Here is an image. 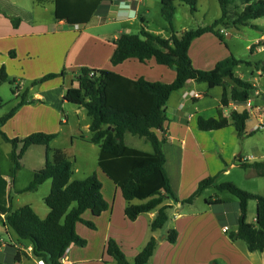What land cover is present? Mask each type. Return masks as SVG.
<instances>
[{
	"label": "crops",
	"instance_id": "obj_1",
	"mask_svg": "<svg viewBox=\"0 0 264 264\" xmlns=\"http://www.w3.org/2000/svg\"><path fill=\"white\" fill-rule=\"evenodd\" d=\"M125 2L102 1L91 20L87 24H79L81 27L75 29L70 27L71 24L65 20H57L55 0H31L30 3L28 0H0V70L4 66L9 77L16 79L17 84L20 85L18 94H14L18 97V102L29 87L25 97L26 103L20 106L15 115L1 128L10 138H23L34 132L58 133L60 136L63 132V123H70L69 119L60 122L61 109L64 104H68L64 95L71 86H78L74 77L82 67L110 69L133 79L145 77L150 81L164 83H171L175 80L177 75L175 68L158 64L154 58L146 62H141L137 58H129L118 65L112 64L111 57L115 51L114 40L123 33H130V27L120 25L118 30L108 32L109 37L107 38L87 31L88 27H106L114 22L133 25V22L140 18L141 28L144 26L148 31L166 38L171 36L167 21L155 28H150L148 22L152 14L151 7L160 4L162 8V0H125ZM178 3L183 2L177 0L176 4ZM197 5L200 6V0ZM123 6L131 7L135 12L127 14ZM220 10L221 14L218 18L222 15L221 5ZM11 18L21 19L19 25L15 26ZM214 21L208 24L203 23L200 26L210 25ZM261 26H259L261 36H257L254 40L248 37L242 38L246 42V50L252 55H260L255 62L252 61L253 65H249L252 68L249 70L251 74L246 76L242 69L243 64L238 66L235 74L251 81L256 86L251 98L257 105L264 106V40L260 46L261 50L251 49L258 40L264 38V24ZM220 29L227 41L236 37L228 27L222 26ZM186 30L189 29L183 28L178 31V35ZM240 37L237 35V38ZM222 42L213 32H206L195 38L189 48L193 66L199 70H211L218 62L234 55L233 46L230 48ZM64 49L67 63H69L64 77L66 91L58 90L60 81H44L33 86L32 83L35 80L56 73L55 71L60 69ZM88 51L90 56L95 58L89 61L91 64L87 60L88 54L85 53ZM33 57L40 61L33 63ZM257 62L261 64L257 66ZM28 80L32 81L30 86L27 84ZM225 81L226 88L230 91L234 84L228 79ZM55 90L58 93L52 96ZM60 91H63V94H60ZM190 91L200 92L202 96L194 98L188 94ZM223 91L222 86L210 88L205 82L199 83L192 80L188 81L183 88L176 89L167 101L168 119L163 130H158L157 133L160 138H165L162 144L166 156L165 169L179 201L174 203L171 199L166 200V203L171 205L170 220L166 227L152 229V222L158 214L156 209L141 214L136 220H130L125 213L128 201L123 196L121 188L100 169L102 174L98 173V177L103 183V194L110 207L100 215H95L88 210L90 211L89 217L85 220L92 221L96 228L93 230L87 225V227L84 226L83 223L77 224V232L81 237H86L87 244L85 246L71 245L63 258L65 264H118L112 261L106 253L110 238H114L119 243L122 250L126 252L127 258L129 260L132 258L130 261L133 262L152 237L157 239L158 244L148 264H211L214 260H218L221 264H264V250L251 251L244 240H232L229 237V231L237 230L238 227L237 220L240 215L238 202L234 201L231 205L232 203L214 195L208 197L211 202L205 199L202 209L190 212L183 210L186 204L194 206L197 199L204 194L206 189L195 198L193 203H182L184 199L195 193L203 179L215 176L217 183L233 181L232 183L238 184L232 178L233 172L237 169L252 170L240 167V163L264 161V129L259 128L256 111L250 112L244 135H239L233 124L210 131L201 130L198 127L199 116L218 117L219 109L222 108L223 115L229 117L232 110L244 109L243 105L234 101H231L228 107L223 108ZM91 121L84 125L87 131H90ZM76 131L72 129L65 132L72 137L73 143L77 137L79 138V135L75 134ZM250 132L253 133L250 134ZM81 135L85 139H80L90 142V137L88 138L85 133ZM58 137L53 142L57 141ZM90 144L94 151L96 147L93 146L98 147L99 156L100 146L92 142ZM139 149L153 152L151 143L150 147ZM255 175L264 177L256 173ZM15 180V177L13 179L11 176H6L4 185L0 186L4 195L1 200L2 204L11 206L13 210L21 207L14 206L15 200H18L16 193L21 190L13 192L12 186L15 185ZM218 199L225 203L216 202ZM251 201L253 200L249 201L248 212L251 210ZM133 202L141 203L137 199ZM27 204H30L41 218L47 217L50 212L49 207L44 209L42 206H35L33 202ZM229 205L233 207L232 210L228 207ZM256 215L257 213H254L253 221H247L255 224ZM101 225L106 228L107 235L98 237L97 244L93 245L97 246L98 254L96 255L95 252L89 254L88 251L93 246L87 235H92L91 233L95 230L98 231ZM224 226H228L229 230L224 232ZM1 227L9 236V241L0 236V255H2L0 264H40V259L33 255V244L29 240L21 239L4 222V218L0 219ZM169 229L178 231L175 243L167 238ZM18 251L26 255H22L17 261L15 256Z\"/></svg>",
	"mask_w": 264,
	"mask_h": 264
},
{
	"label": "trees",
	"instance_id": "obj_2",
	"mask_svg": "<svg viewBox=\"0 0 264 264\" xmlns=\"http://www.w3.org/2000/svg\"><path fill=\"white\" fill-rule=\"evenodd\" d=\"M102 1L104 0H55V15L57 20H65L73 25H84L91 20ZM176 1L162 0L161 11L171 29L170 37L150 32L143 26L138 34L123 33L115 39V51L111 57L113 65L123 63L129 58H137L141 62L154 58L158 64L175 68L177 75L173 82L150 81L145 77L133 79L110 69L82 67L74 77L78 86H71L64 95L66 101L87 109L92 119L90 124L92 136L89 141L100 146L98 156L100 169L121 188L123 196L128 201L126 216L130 220H136L143 213L158 210L151 225L153 230L165 228L170 220L171 205L167 204L166 200L171 199L174 203L179 201L165 169L166 156L162 148L165 138H160L157 133L158 130H163L168 119L166 104L171 94L192 80L205 82L210 88L222 86L224 108L228 107L231 101L244 104L256 89L251 81L235 74L239 65L251 66L252 61L231 55L218 62L211 70H199L193 66L189 55L192 41L206 32H213L224 41L225 38L220 32L222 26L244 25L259 29V25L253 21L264 18V0H219L222 9L220 18L210 25L189 29L178 35L174 28ZM179 1L188 4L191 12L198 9V0ZM231 8H235V11L231 12ZM11 20L15 26L21 21L19 18ZM254 46L251 47L252 50ZM260 64L256 63L257 66ZM92 72L94 74L90 75ZM65 76L64 69L60 74L52 73L35 80L32 85ZM226 79L234 84L230 91L226 88ZM5 82L14 85L13 93L18 94L20 85L16 79L9 77L2 66L0 86ZM28 90L29 87L21 95L19 102L0 117V134L13 145L15 174L21 167V159L32 145H45L51 149L50 144L58 137V133L34 132L23 138H10L1 129L15 115L18 108L26 103ZM3 104L4 101L0 98V107ZM229 114V117L223 115L221 108L218 117L199 116L198 127L210 131L233 124L239 135L246 134L249 111L244 108L240 111L232 110ZM128 132L148 140L152 144L153 152L129 146L125 139ZM240 167L252 169L257 175L264 176V161L242 162ZM72 177V162L61 149H54L52 161L47 160L43 168L36 170L31 183L20 191H36L43 183L51 180V191L44 198L50 208L48 216L41 218L30 204L13 210L11 206L0 203V219L4 218V222L21 239L29 240L33 244V255L48 264H65L63 258L71 245L87 244V240L77 233L79 222L96 228L92 221L83 218L86 211L90 210L95 215H100L110 207L103 194V183L97 173L83 179ZM212 186L238 198L240 209L238 227L237 230L229 231V237L232 240H244L251 251H263L264 195L246 191L232 182L217 183L214 176L203 179L195 193L182 203H193L197 196ZM135 199L141 203H134ZM250 200L257 202L255 224L247 221ZM207 201L211 202V199L207 198ZM216 202L225 203L221 199ZM167 238L175 243L178 231L169 229ZM157 244V239L152 237L132 262L119 243L110 238L106 253L118 264H148ZM22 255L26 254L18 251L15 259L20 260ZM211 264L221 263L214 260Z\"/></svg>",
	"mask_w": 264,
	"mask_h": 264
},
{
	"label": "rangeland",
	"instance_id": "obj_3",
	"mask_svg": "<svg viewBox=\"0 0 264 264\" xmlns=\"http://www.w3.org/2000/svg\"><path fill=\"white\" fill-rule=\"evenodd\" d=\"M30 3L31 0H28ZM23 3V2H21ZM24 4V3H23ZM124 12L134 13V9L128 6H123ZM189 6L185 5L184 3H178L177 4V11L175 13L174 17V28L175 31H181L183 28H195L197 26L202 25L203 23H210L214 21V18H218L221 14L220 10V2L219 0H200V6L198 7V10L195 12H191L190 9H188ZM152 14L151 18L149 19V25L150 28L159 27L160 24L166 23V20H164L160 4L157 6L151 7ZM235 11V8H231V12ZM48 16V15H47ZM46 16V17H47ZM254 23L258 24L260 27L264 24V18L256 19L253 21ZM133 25H130L129 23L125 24H119L117 22H114L113 24L109 26H100V27H88L87 31L89 33H94L97 35L105 36V38L109 37L108 32H114L115 30H118L120 25L121 27L127 26L131 28L130 33L131 34H138L140 32V18H137L135 22H133ZM168 23V22H167ZM168 28L171 31L169 24ZM230 30V32L233 35H236V37L233 39H229L228 41L224 39L222 43L227 44L228 47L232 48L233 46V52L234 55L242 60H250L255 62L260 55H252L250 51L246 50V42L242 40V38H252L253 40L257 36H261V31L259 29H256L252 26H244V25H229L227 26ZM237 35L241 36L240 38H237ZM222 41V40H221ZM65 49L62 50V60L60 63V69H57L54 74H60L64 69L67 70V66L69 63H67L65 54ZM88 54V62L93 59V56H90V52H85ZM95 59V58H94ZM33 63H37L40 61V59H35L33 57ZM89 64H91L89 62ZM89 66V65H87ZM253 67V66H252ZM242 69L245 71L246 76L248 77L249 70H252L251 67H249L246 64H243ZM46 76V75H45ZM49 81H60L61 83L58 86V90L62 89L66 91V88L64 87V77H55L51 80H46L45 82ZM32 81H27V84L30 86ZM14 85H12L10 82L4 83L2 86H0V98L4 99V104L0 107V117L9 112L18 102V97L14 95L13 93ZM58 93L57 90L53 91L52 96H56ZM68 104H64L63 108L61 109V121L62 120H70L69 124L63 123V132L60 133V136L58 137L57 141L52 142L50 144L51 149H49L45 145H32L27 152L24 154L23 158L21 159V167L16 171V174L14 172L15 163L12 158V150L13 145L12 143L6 141L2 135L0 134V186L4 185L6 181V176L14 177L16 180L14 181L15 185L12 186L13 192H17L18 190H22V188L27 187L31 181L34 178L35 171L38 169L43 168L47 163L48 160L53 159V151L54 149H61L67 156V158L72 162L73 166V178L75 179H83L87 176L93 174V173H101L100 167L98 165V147H96V151L92 148L91 142H87L84 136H82V133H85L88 138L92 136V133L90 131H87L85 129L84 125L91 121V117L87 113V109L79 104L68 102ZM65 124V125H64ZM72 129L77 130L75 134L79 135V138L77 137L75 139V143H73L72 137L68 136V134H65V132H69ZM264 129V128H263ZM126 135V141L129 145L138 147V148H147L150 147V143L142 137H139L137 135H133L131 133H127ZM84 137V138H82ZM82 138V139H80ZM87 138V139H88ZM90 140V139H89ZM21 144H19L20 150ZM98 171V172H96ZM18 173V174H17ZM102 174V173H101ZM233 180H236L239 187H241L244 190H247L249 192L255 193V194H261L264 195V177H258L255 175V172L253 170H241L237 169L233 172L232 176ZM231 181V180H229ZM233 182V181H232ZM52 186V181L48 180V182L44 185H41L38 190L36 191H25V192H18L16 193L17 201L15 200L14 206H23L24 204L33 202L35 206H42L45 208H48V205L45 203L44 198L50 193ZM20 190V191H21ZM217 195L221 197L222 199H225V201H228L229 203H232L233 205L234 201L238 202V198L236 196H233L229 192L220 191L218 189H215L214 187H209L205 190L204 194L199 197L194 204V206H190L188 204L185 205L184 211L190 212V211H197L199 209H202L205 204V199H207L210 196ZM4 195L3 192L0 189V202L3 200ZM229 205L228 207L232 210L233 207ZM257 202L255 200L251 201V210L247 213V220L253 221V215L254 213H257ZM90 211H86L83 215V218L89 217ZM83 223V222H79ZM84 226H86L85 223H83ZM236 226V225H234ZM87 227V226H86ZM93 230L95 228H92ZM78 233V232H77ZM92 235H87V237L90 239L91 246L97 244V239L100 236H106L107 231L106 228H104L102 225L100 226V229L98 231H94L91 233ZM111 234V233H110ZM0 236L3 237V239H6L9 241V236L5 232L4 228H0ZM86 238V237H85ZM96 243V244H95ZM101 243H99L100 245ZM89 254L92 252H95L97 255L99 250L97 249V246H93L91 250L88 251ZM91 256V255H89ZM2 257V255H0ZM132 260V258H130ZM112 261H114L112 259Z\"/></svg>",
	"mask_w": 264,
	"mask_h": 264
},
{
	"label": "built area",
	"instance_id": "obj_4",
	"mask_svg": "<svg viewBox=\"0 0 264 264\" xmlns=\"http://www.w3.org/2000/svg\"><path fill=\"white\" fill-rule=\"evenodd\" d=\"M123 3H126L125 0H120ZM129 6V5H128ZM64 26H67L64 24ZM70 27H73L75 29H79L81 26L79 24H71ZM263 39L258 40L254 45V48H258L259 50H261L262 46V41ZM264 73V72H263ZM94 73L92 72L90 75H93ZM60 94H63V91H60ZM188 94L194 98H199L202 96V93L200 92H196V91H190L188 92ZM244 106L245 109H247L250 112L252 111H256L258 113V119H259V128L263 129L264 128V106L262 105H257L252 98L250 97L244 104H242ZM165 131V130H164ZM224 232L229 230L228 226H224L223 228ZM40 264H48L47 262H45L44 260L40 259Z\"/></svg>",
	"mask_w": 264,
	"mask_h": 264
}]
</instances>
